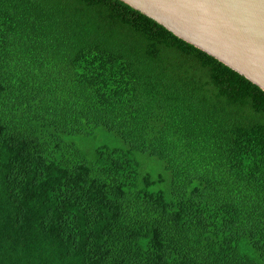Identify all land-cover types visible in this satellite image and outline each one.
<instances>
[{
  "label": "trees",
  "instance_id": "trees-1",
  "mask_svg": "<svg viewBox=\"0 0 264 264\" xmlns=\"http://www.w3.org/2000/svg\"><path fill=\"white\" fill-rule=\"evenodd\" d=\"M0 264H264V91L120 0H0Z\"/></svg>",
  "mask_w": 264,
  "mask_h": 264
},
{
  "label": "water",
  "instance_id": "water-1",
  "mask_svg": "<svg viewBox=\"0 0 264 264\" xmlns=\"http://www.w3.org/2000/svg\"><path fill=\"white\" fill-rule=\"evenodd\" d=\"M264 91V0H120Z\"/></svg>",
  "mask_w": 264,
  "mask_h": 264
}]
</instances>
